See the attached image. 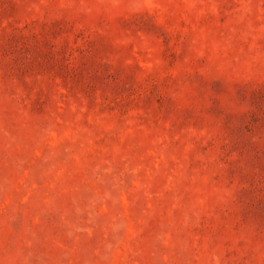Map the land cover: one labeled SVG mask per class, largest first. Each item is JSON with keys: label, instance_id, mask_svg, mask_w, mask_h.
Segmentation results:
<instances>
[{"label": "rangeland", "instance_id": "374dc122", "mask_svg": "<svg viewBox=\"0 0 264 264\" xmlns=\"http://www.w3.org/2000/svg\"><path fill=\"white\" fill-rule=\"evenodd\" d=\"M0 264H264V0H0Z\"/></svg>", "mask_w": 264, "mask_h": 264}]
</instances>
